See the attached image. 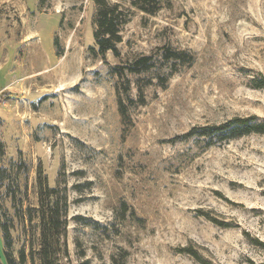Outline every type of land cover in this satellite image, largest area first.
I'll return each instance as SVG.
<instances>
[{
    "label": "rangeland",
    "instance_id": "rangeland-1",
    "mask_svg": "<svg viewBox=\"0 0 264 264\" xmlns=\"http://www.w3.org/2000/svg\"><path fill=\"white\" fill-rule=\"evenodd\" d=\"M110 1L131 19L120 55L102 58L91 49L96 0H0V168L11 175L0 203L15 255L39 246V220L23 214L38 206L41 165L50 185L67 186L62 264H264V133L173 141L237 115L264 120V0H158L152 11ZM164 46L192 56L168 80L158 74L171 62L116 72L142 54L161 62ZM128 78L146 103L123 116ZM4 250L0 227L7 264Z\"/></svg>",
    "mask_w": 264,
    "mask_h": 264
},
{
    "label": "trees",
    "instance_id": "trees-1",
    "mask_svg": "<svg viewBox=\"0 0 264 264\" xmlns=\"http://www.w3.org/2000/svg\"><path fill=\"white\" fill-rule=\"evenodd\" d=\"M153 2L157 3L158 0H133L132 5L144 11H152L149 9V5ZM96 3V29L94 32L96 45L92 46L91 49L96 54L101 55L102 58H106L110 51L120 55L118 45L123 41V27L131 19V8L119 1L96 0ZM162 49L161 62H159V58H155L154 54H142L128 61L120 70L116 67V72L120 75L126 73L140 75L160 69L162 62H171L169 74H158L160 81H166L172 73L179 69L178 65L186 63L192 58L187 51L178 50L171 46H164ZM127 82L128 86L126 88L128 89L125 96L121 92L118 95L119 109L123 116L127 115L128 106L134 103H146L145 85L138 83L139 100H136L129 94L131 89L129 78ZM257 87H264V79L261 80ZM252 132L264 133V120H260L257 115H237L219 123L196 125L188 132L174 138L173 141L177 138L187 140L191 137H204L207 139L208 145H214ZM0 151L4 153L2 142H0ZM10 176L7 168H0V188L3 186L1 181L5 179L11 180ZM15 180L13 178L8 183L7 192L12 197L16 214L19 215L21 208L16 206L17 187L19 184L17 185ZM38 197V206L34 208L31 206L27 207L26 213L24 212L23 215H28V220L30 221H33L34 217L38 218L39 246L36 250H33L34 242L30 241L29 252L23 247L20 249L19 256H16L14 252L13 219L0 203V227L2 229L5 246L4 255L7 264H26L29 255L33 262L36 255L40 260V264H62L63 258L69 256L66 240L69 214L67 186L62 188L60 185H50L48 175L41 165L38 168ZM0 264L3 263L0 262Z\"/></svg>",
    "mask_w": 264,
    "mask_h": 264
}]
</instances>
